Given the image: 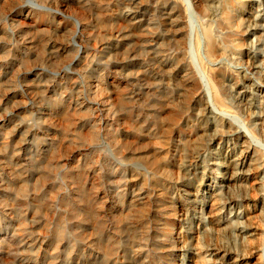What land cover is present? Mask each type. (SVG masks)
Here are the masks:
<instances>
[{
    "label": "rangeland",
    "instance_id": "1",
    "mask_svg": "<svg viewBox=\"0 0 264 264\" xmlns=\"http://www.w3.org/2000/svg\"><path fill=\"white\" fill-rule=\"evenodd\" d=\"M263 124L264 0H0V264H264Z\"/></svg>",
    "mask_w": 264,
    "mask_h": 264
},
{
    "label": "bare ground",
    "instance_id": "2",
    "mask_svg": "<svg viewBox=\"0 0 264 264\" xmlns=\"http://www.w3.org/2000/svg\"><path fill=\"white\" fill-rule=\"evenodd\" d=\"M221 1H222V0H221ZM232 17H233L232 15H231V16L229 15V18H228V19L230 20ZM177 46H178V45H177ZM249 59H250V58H249ZM250 60H251V59H250ZM250 60H249V61H250ZM247 88H248V87H247ZM65 94H66V93H65ZM243 108H244V107H243ZM263 125H264V124H263ZM261 127H262V126H261ZM263 134H264V128H263ZM258 161H259V160H258ZM258 164H259V163H258ZM251 170H253V169H251ZM210 210H211V209H210ZM211 213H212V212H211ZM215 229H216V228H215ZM263 248H264V247L262 246L261 251H263ZM258 251H259V250H258Z\"/></svg>",
    "mask_w": 264,
    "mask_h": 264
}]
</instances>
